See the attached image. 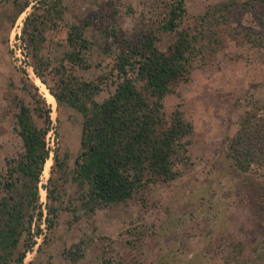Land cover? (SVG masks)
Here are the masks:
<instances>
[{
    "label": "rangeland",
    "instance_id": "1",
    "mask_svg": "<svg viewBox=\"0 0 264 264\" xmlns=\"http://www.w3.org/2000/svg\"><path fill=\"white\" fill-rule=\"evenodd\" d=\"M38 1L0 0L1 181L9 173L6 158H16L22 150L15 130L20 103L28 106L38 127L44 123L34 109L36 98L51 118L46 135L49 158L40 175L39 201L27 213L28 218L33 215L29 235H21L7 264H17L27 240L33 243L21 264H71L66 251L76 243L82 256L73 264H241L264 230V165L243 172L225 152L226 139L237 130L247 101L264 102V48L247 40V34L254 37L253 30L258 28L252 12L234 9L229 20L204 26L201 44L208 43L203 56L190 68L188 79L175 81L163 99L167 115L179 109L183 119L193 125L192 133L185 137L183 159L175 163L179 175L167 182L149 183L125 203L88 214L72 179L83 116L69 104L57 103L34 72L38 61L32 47L21 38L25 18L33 13L29 31L43 12ZM167 1L61 0L58 27L46 29L39 56L50 61L49 67L58 66L67 48L62 39L65 23L82 27L89 45V67L81 77L101 85L93 98L102 101L115 89L112 78L105 79L117 53L116 43L108 36L124 33L137 41L141 32L154 29L159 35L158 47L167 49L174 44L175 35L157 29ZM222 1L226 0H184L188 27L193 32L202 30V12ZM47 163L50 167L45 171ZM21 180L14 173L15 195L21 191ZM49 190L56 199L53 194L48 197ZM4 195L5 189L0 187V197ZM48 206L57 211L49 225Z\"/></svg>",
    "mask_w": 264,
    "mask_h": 264
},
{
    "label": "trees",
    "instance_id": "2",
    "mask_svg": "<svg viewBox=\"0 0 264 264\" xmlns=\"http://www.w3.org/2000/svg\"><path fill=\"white\" fill-rule=\"evenodd\" d=\"M43 12L36 23L31 22L33 13L24 20L22 40L32 47L40 70L35 74L47 86L57 103H67L83 116L80 149L74 160L73 181L80 188L79 200L85 213L93 214L97 209L125 203L149 183L167 182L179 172L175 163L182 161L186 136L193 125L185 121L179 109L170 114L164 111L163 99L171 92L178 79H188L190 68L203 56L206 43L202 33L204 26H214L229 20L232 10L252 12L258 28L254 37L247 40L258 48H264V0H245L238 3L226 0L208 6L201 14L202 30L196 32L185 20L184 0H168L166 11L157 29L174 33L175 41L167 49L157 45L159 35L154 29L141 32L137 41L124 33L112 32L108 37L117 46L110 70L105 79L115 82V89L102 101L93 96L101 85L81 77L89 67L88 41L82 27L65 23L66 50L58 66L49 67L50 61L39 56L38 49L46 40V29L58 27L63 6L61 0H39ZM26 6L19 8L22 12ZM202 37V38H201ZM50 68V69H49ZM35 110L43 117V127L32 120L30 110L20 103L16 113V132L22 142V150L16 158H6L9 173L0 187L6 195L0 197V264H7L17 248L24 232L30 231L33 215L27 217L28 209L39 201L38 184L44 165L49 158L46 135L50 129L49 110L43 108L39 98L35 99ZM247 109L239 118L235 133L226 139V156L233 166L246 172L253 165H264V102L257 99L247 101ZM55 163L59 164L57 156ZM61 167L64 164H61ZM14 173L21 177V191L13 194ZM52 180V177H50ZM53 190L48 191L51 197ZM53 199H56L53 194ZM264 201V198L262 199ZM42 209L37 216L41 218ZM57 211L48 206L46 221L52 223ZM33 240L25 242V248L16 258L21 264ZM81 243V242H80ZM80 246L66 251L71 264L81 258ZM241 264H264V230L260 242L244 256Z\"/></svg>",
    "mask_w": 264,
    "mask_h": 264
},
{
    "label": "bare ground",
    "instance_id": "3",
    "mask_svg": "<svg viewBox=\"0 0 264 264\" xmlns=\"http://www.w3.org/2000/svg\"><path fill=\"white\" fill-rule=\"evenodd\" d=\"M48 93H49V92H48ZM47 95H49V94H47ZM49 96L51 97V95H49ZM51 98H52V97H51ZM49 167H50V164H49V163H47V164H46L45 171H46V170H48V169H49Z\"/></svg>",
    "mask_w": 264,
    "mask_h": 264
}]
</instances>
